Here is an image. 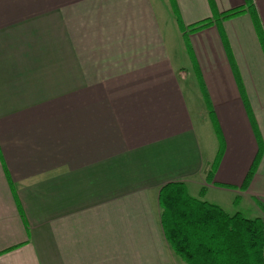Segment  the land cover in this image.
Returning <instances> with one entry per match:
<instances>
[{
	"label": "crops",
	"instance_id": "1",
	"mask_svg": "<svg viewBox=\"0 0 264 264\" xmlns=\"http://www.w3.org/2000/svg\"><path fill=\"white\" fill-rule=\"evenodd\" d=\"M172 1L215 156L153 0H0V264H186L161 225L172 183L263 216L264 0Z\"/></svg>",
	"mask_w": 264,
	"mask_h": 264
},
{
	"label": "trees",
	"instance_id": "2",
	"mask_svg": "<svg viewBox=\"0 0 264 264\" xmlns=\"http://www.w3.org/2000/svg\"><path fill=\"white\" fill-rule=\"evenodd\" d=\"M246 12L244 8L232 10L212 21L183 28V32L186 35L196 34L217 22L236 19ZM255 14L252 8L251 15L256 24ZM262 42L264 46L263 38ZM262 156L263 150L260 147L241 187L242 191L249 189ZM216 167L210 170L208 179L213 178ZM160 208L166 241L186 264H264L263 219L250 220L241 213L229 215L217 205L190 196L184 183H172L161 189Z\"/></svg>",
	"mask_w": 264,
	"mask_h": 264
},
{
	"label": "rangeland",
	"instance_id": "3",
	"mask_svg": "<svg viewBox=\"0 0 264 264\" xmlns=\"http://www.w3.org/2000/svg\"><path fill=\"white\" fill-rule=\"evenodd\" d=\"M156 8V12L158 18L163 26L164 34L168 41L170 42V47L174 51L176 57L178 58L179 67L185 68L187 76V82L189 87L187 88V95L190 99V103L192 105L193 118L196 125V131L198 132V136L200 138V142L204 147V152L206 154V158L208 157V153L215 156L219 148V141L217 132L212 124L209 113L211 112V108L208 106L207 96L202 93V88L198 81H200L196 73L192 69V65L190 63L189 56H191L192 52L187 49V40L184 39V36L181 32L180 25L177 22L178 15L176 13L174 3L172 0H153ZM200 88V89H199ZM193 197L196 195V190L193 189L189 191ZM225 204H223V208L225 212L229 215H235L238 212H241L245 217L250 219H256L263 217L264 218V201L257 202V198H253L255 204H258L259 208L263 212V216H259V213L249 212L248 206L242 200L238 201L236 206L234 205V201L237 198L231 195H221ZM231 201V202H230ZM253 204V205H255ZM255 205L254 207H258ZM264 222V219H263ZM176 259V258H174ZM182 262L179 261V264ZM183 264V263H182Z\"/></svg>",
	"mask_w": 264,
	"mask_h": 264
}]
</instances>
